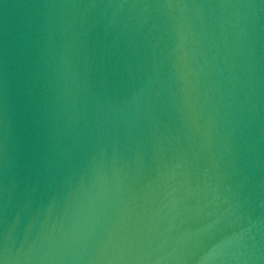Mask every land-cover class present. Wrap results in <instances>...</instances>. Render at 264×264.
<instances>
[{
    "label": "water",
    "instance_id": "1",
    "mask_svg": "<svg viewBox=\"0 0 264 264\" xmlns=\"http://www.w3.org/2000/svg\"><path fill=\"white\" fill-rule=\"evenodd\" d=\"M0 264H264V0H0Z\"/></svg>",
    "mask_w": 264,
    "mask_h": 264
}]
</instances>
